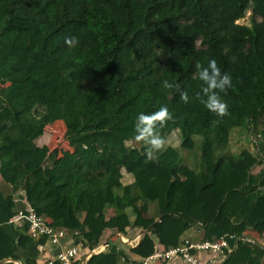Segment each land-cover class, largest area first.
Segmentation results:
<instances>
[{
    "label": "trees",
    "instance_id": "trees-1",
    "mask_svg": "<svg viewBox=\"0 0 264 264\" xmlns=\"http://www.w3.org/2000/svg\"><path fill=\"white\" fill-rule=\"evenodd\" d=\"M209 59L231 77L223 115L201 102L213 90L195 65ZM161 107L171 118L155 121L148 158L136 117ZM263 118L264 0H0V251L38 263L46 237L13 221L32 208L76 232L83 256L107 230L169 249L198 227L201 240L233 237L221 264H264V246L241 240L264 235ZM57 121L67 159L37 143ZM239 128L251 150L231 145ZM84 264L140 263L109 242Z\"/></svg>",
    "mask_w": 264,
    "mask_h": 264
},
{
    "label": "built area",
    "instance_id": "built-area-1",
    "mask_svg": "<svg viewBox=\"0 0 264 264\" xmlns=\"http://www.w3.org/2000/svg\"><path fill=\"white\" fill-rule=\"evenodd\" d=\"M260 138V135H256ZM252 142H256L255 139ZM16 220H26L30 223L29 234L33 238L46 237V244L57 245L61 238L66 235V232L59 228H54L50 224L49 220L43 219L41 216L37 215L36 212L30 208L28 213L24 215L19 212L18 215L13 219ZM72 235H77L74 232ZM245 233V237L242 241L247 242L250 245L260 244L264 246V243L255 240L254 236ZM233 237H222L217 240H183L182 243L176 247L164 249L159 246L155 248L154 252L148 256L145 260L146 263L152 261H162L169 262L173 259L180 260L182 264H221L226 256L232 253L233 248L229 246V240ZM45 244V245H46ZM45 245H38L37 249L39 254L44 252ZM105 246L98 245L92 249L89 253L85 255V260L91 255L97 254L104 251ZM83 248V244L80 242L73 244L63 250H58L54 256L48 259L46 264H72L75 257L78 255L79 251Z\"/></svg>",
    "mask_w": 264,
    "mask_h": 264
},
{
    "label": "clouds",
    "instance_id": "clouds-1",
    "mask_svg": "<svg viewBox=\"0 0 264 264\" xmlns=\"http://www.w3.org/2000/svg\"><path fill=\"white\" fill-rule=\"evenodd\" d=\"M75 37L66 38V43L72 45L75 44ZM195 69L198 70V79L203 83L201 92L208 93L209 90H213L210 95L202 97L201 102L210 111L215 112L217 115H223L227 111V105L221 98V93H226L227 88L231 87V77L227 72H222L217 66L214 59H209L206 66H202L200 63L195 65ZM164 88H173L175 85L167 80L162 81ZM218 90V91H217ZM197 97H201L200 92L196 93ZM180 99L185 103L188 102V94L186 92H180ZM171 114L166 107H161L157 112L152 114L138 113L135 122L136 138L143 140L148 148L146 154L148 158H151L153 152L161 147L162 141L157 135L155 128V121L159 120L162 125L165 119H170Z\"/></svg>",
    "mask_w": 264,
    "mask_h": 264
},
{
    "label": "crops",
    "instance_id": "crops-1",
    "mask_svg": "<svg viewBox=\"0 0 264 264\" xmlns=\"http://www.w3.org/2000/svg\"><path fill=\"white\" fill-rule=\"evenodd\" d=\"M42 145H46V144H41L40 146ZM16 221H17L16 223L22 224V220H16ZM59 229L64 230L66 232V235L60 239L57 245L46 244L44 247V252L40 254L37 264H45V262L48 259L52 258L59 249L63 250L73 245V238H72L73 233L70 232V229L65 228V227H60ZM106 233L107 234L110 233L111 235L105 239L102 238L103 241L100 245L105 246L104 250H106L109 242L115 243V244L119 242L122 245V248L125 250V253L128 256V258L132 261L139 262L140 264H182V262L177 259H173L169 262L152 261V262L146 263L145 262L146 258L150 256L154 252L155 248H158L160 244L153 238H149L148 241H142L143 233H141L139 229H136V228L126 229L125 234L120 231L113 232L110 230L105 231L104 235ZM185 239L191 240L194 242L201 240L200 229L198 227H193L189 229L182 236V240H185ZM82 254L83 253L79 251L74 261L80 260L81 261L80 264H84L85 262H87L89 258L85 260L84 258L86 254L84 256ZM0 264H20V263L12 262L7 257V253L5 251H0Z\"/></svg>",
    "mask_w": 264,
    "mask_h": 264
},
{
    "label": "rangeland",
    "instance_id": "rangeland-1",
    "mask_svg": "<svg viewBox=\"0 0 264 264\" xmlns=\"http://www.w3.org/2000/svg\"><path fill=\"white\" fill-rule=\"evenodd\" d=\"M259 20V19H258ZM250 12L246 13L245 17L238 21V24L242 25H249L250 24ZM259 129H264V118L262 121L258 124ZM64 126L62 122H54L51 125H48L44 129V134L42 137H40L37 141L38 144H46L51 150H53L57 154V158L59 160L61 159H67L68 155L70 154L71 150L69 149L66 141L63 138L64 135ZM253 134H257V131L254 130ZM246 134H244L243 129H235L232 133V139H231V145L234 146V150L238 151L241 148H248L251 150L250 143L246 142ZM130 145L138 146V141H132L128 142ZM260 167H255L252 170V173L255 174L258 172ZM141 206V203H138ZM196 230V229H195ZM198 230V229H197ZM111 234H105L103 236V239L109 237ZM252 236V234L250 235ZM255 240L258 242L264 243V235L262 237H257L256 235H253Z\"/></svg>",
    "mask_w": 264,
    "mask_h": 264
},
{
    "label": "water",
    "instance_id": "water-1",
    "mask_svg": "<svg viewBox=\"0 0 264 264\" xmlns=\"http://www.w3.org/2000/svg\"><path fill=\"white\" fill-rule=\"evenodd\" d=\"M107 244V243H106Z\"/></svg>",
    "mask_w": 264,
    "mask_h": 264
}]
</instances>
